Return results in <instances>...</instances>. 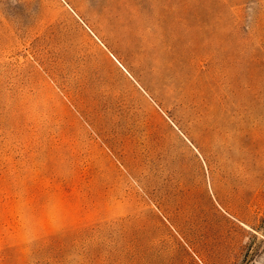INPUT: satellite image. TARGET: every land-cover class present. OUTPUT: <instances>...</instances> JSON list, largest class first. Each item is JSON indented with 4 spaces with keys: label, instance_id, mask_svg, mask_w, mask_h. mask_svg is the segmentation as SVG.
<instances>
[{
    "label": "rangeland",
    "instance_id": "1",
    "mask_svg": "<svg viewBox=\"0 0 264 264\" xmlns=\"http://www.w3.org/2000/svg\"><path fill=\"white\" fill-rule=\"evenodd\" d=\"M0 264H264V0H0Z\"/></svg>",
    "mask_w": 264,
    "mask_h": 264
}]
</instances>
